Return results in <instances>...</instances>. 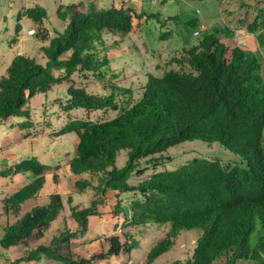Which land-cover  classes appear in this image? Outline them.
<instances>
[{
	"label": "trees",
	"instance_id": "trees-1",
	"mask_svg": "<svg viewBox=\"0 0 264 264\" xmlns=\"http://www.w3.org/2000/svg\"><path fill=\"white\" fill-rule=\"evenodd\" d=\"M77 6L57 7L55 14L65 27L40 47V60L19 54L12 57L0 76V123L18 118L23 119L19 128H32L27 100L63 82L68 83L66 97L51 102L66 115L78 110L86 114L115 112V116L103 120L69 117L51 133L54 137L76 134L69 171L96 176L95 185L87 179L74 184L77 192L92 190L94 198L89 207L81 209L67 196L69 216L78 229H64L48 244L27 250L10 264L40 258L60 264H91L137 249L138 241L126 233L105 237L107 250L89 258L72 250L71 240L84 235L88 217L98 214L96 207L107 191L130 194V220L126 226L170 224L147 252L145 264L168 252L181 231L192 229H200L201 233L191 258L169 264H213L218 258H224L223 264H236L240 259L264 264V76L257 54L235 47L227 58V49L220 42L222 28L213 27L195 45L182 49L165 63L175 69L159 76L148 74L138 98L130 88L113 84L107 94H93L72 84L71 78L75 74L82 79L91 75L97 81L107 78L101 70L105 63L97 56V46L104 33L129 34L131 15L114 7H90L79 12ZM45 16L44 8L32 6L21 8L16 20L26 17L41 26ZM256 18L247 26L251 33L264 25L263 11ZM39 30L40 39L47 40L46 30ZM19 31L17 24L15 33ZM169 36L164 32L160 38ZM46 125L49 127L50 122ZM194 140L218 143L236 159L223 164L220 159L192 157L172 169L160 167L168 148ZM121 150H126V160L117 168L116 157ZM141 160H145L144 166ZM57 168L58 165H44L29 158L0 172L3 176L33 175L2 202L3 213L15 220L4 226L1 248L42 238L61 215L64 201L60 194H51L47 204L35 205L20 215L21 205L42 188L44 174ZM52 178L57 181L56 175ZM117 211L118 208L113 212ZM257 224L260 232L250 245L249 236Z\"/></svg>",
	"mask_w": 264,
	"mask_h": 264
},
{
	"label": "rangeland",
	"instance_id": "rangeland-1",
	"mask_svg": "<svg viewBox=\"0 0 264 264\" xmlns=\"http://www.w3.org/2000/svg\"><path fill=\"white\" fill-rule=\"evenodd\" d=\"M57 1L67 2L68 0H13L14 5L12 7L9 0H0V76L4 74L5 69L9 64L12 56L20 52L23 45L30 46L31 44H33V42H35L36 45H40L42 43L41 39L39 38L41 35V31L39 30L40 26L36 25L31 20H27L29 22V26H26V29L29 27L34 28V30L36 31V34L34 36L23 37L26 35L25 31H21L18 34L15 33V26L18 24L23 29L26 19H20L19 21L16 20V14L19 10L17 8H21L22 6H39L44 8L46 16L42 20V25L48 30H51V26H56L57 24H54L52 20L59 22L55 14L58 6H56V8L54 7ZM178 1L179 0H157L156 6L149 7V12L152 15L148 16V20L145 23L139 24L134 33H132L129 37L128 34L125 35L117 33L122 38L126 37V43L129 44L135 55L131 59H124L125 63L120 65L119 63L113 64V62L103 64L101 70H104L107 74V78H105L106 80L104 79V81H97L91 75H89L87 79H82L79 77V75L75 74L71 78V83L77 86L79 85L81 87H84L87 92L98 95L107 94L110 88L109 85L117 84L121 87L130 88L133 92V96L135 98H138L142 93L141 87L145 84L147 74L152 73L161 75L164 72L163 67L165 63L163 60L159 59V53L163 52L164 50V48L162 47V42L166 40L167 44L181 46L180 40L182 39H180L179 36L175 35V25L172 23L173 19H171L170 24H168L169 22H167L165 27L160 26L162 18L164 19L175 14H171V12H173V10L175 9L174 4ZM242 1L245 4L251 3V5L256 8H258V6L261 4L258 2V0ZM95 2L99 3L101 5L100 7L103 8L111 7V5L113 4V0H95ZM192 2L199 4L198 6L194 7V13H196V15H199L200 13L201 15L203 14L201 5L207 4L209 7V9L205 13V19L211 21H206V24H211V28L208 29L206 33L210 32L213 27L221 29L224 28L227 24H232L234 22L236 14H238L240 10H242L240 9L241 6L239 5L238 0H229L230 3H225L223 0H192ZM121 4V2H117L114 7L120 8ZM122 7L125 8L123 4ZM53 8L55 12L52 11ZM230 13L231 15L229 17ZM259 18H261V16H259ZM198 19L199 18L197 17V20ZM187 29L193 30V27L187 26ZM164 32H168L170 34V36L166 37V39L160 38L161 34ZM105 35L106 34H103L102 37H105ZM141 41H143L144 44ZM195 41L196 40H194V42ZM259 42L261 46L256 45L255 52L262 65V74L264 76V41L260 40ZM133 46H137L138 48H140L142 55L146 54L147 59H145L144 57L140 58L136 53L137 49H134ZM39 52L31 55L40 60L41 56H39ZM111 75H115V77H109ZM67 86L68 83L65 82L61 84H55L49 92L45 94H36L35 96L27 100L26 107H29L31 111L30 120H32L35 127L33 131L29 132L28 135H31V137H37L34 141L27 140L22 145L18 144L7 146V144L11 143L12 135L13 137L16 136L20 131L19 129H21L19 128V126H17V122H21L23 119L10 118L0 125V146H2V148L0 149V162L9 164L7 166H3L2 171L12 167L14 163L19 162L20 160L29 158H35L41 164L55 166L57 162L60 161V158L63 160L66 156V158L70 159L75 154L77 142V136L75 133H69L60 137H54L53 135H50L51 138H48V136H45L44 138L40 137L41 135L39 134L41 132V129L45 124H47L48 121L50 122L51 129H53L52 131H57V129L61 127L60 125L66 122L67 118L69 117H87L91 120H103L115 116V112H93L86 114L82 110L73 111L66 115L60 110L57 105H49V99H53L54 101V99L56 98L66 97ZM37 127H40V129L37 130ZM51 129H45V131H50L51 133ZM18 135L20 136V134ZM15 139H20V137H15ZM14 153L16 154L15 156H17L16 160L9 163L6 157L8 155L13 156ZM51 153L55 155V158H51ZM126 153V150H121L117 154L115 162L117 168H120L125 164ZM163 157L165 158L163 159V162H161L160 167L166 169L175 168L186 160L191 159L192 157L220 159L223 164L228 162L232 163L236 159V156L234 154H232L229 150L225 149L220 144H209L200 140L187 141L177 146L170 147L163 154ZM144 161L145 160H141L140 162L142 166H144ZM23 174H29L33 178V175L31 173H22L20 175ZM67 175L70 176L68 174V171L62 169L60 177L70 182L71 179L68 178ZM83 177H87V179H89L93 185H95L97 182L96 176L91 177L89 174H86ZM5 178L8 177L0 174V191L5 188V185L7 183L10 184L8 179ZM32 178L26 180L25 182H29ZM16 180L17 179H15V181ZM18 181L20 182L21 179L18 178ZM130 182L134 183L136 181L135 179H130ZM92 192L93 191L90 189H86V191L84 190L80 193L77 192L74 195L73 200L74 202H76V204H80L81 209L87 208L90 206V202L94 197ZM129 198L130 194H122L121 202H119V205L121 208L120 210L123 213H126L128 210ZM33 201L34 200H29L21 207V214H24L31 210L34 204ZM64 205L65 211H67L68 213L69 207L66 203ZM62 212L64 213V209ZM60 227L61 220L59 219L52 224L49 230H47L43 237L42 243L48 244L51 240V237L57 233L56 228ZM169 227L170 224L168 223L160 225L152 223L148 226L140 227L139 230H136L134 238L138 241L139 247L129 253V264H145V257L147 252L159 239H161L165 235V233L169 230ZM62 228H64L65 230H69L67 228H70V224L65 222ZM260 228V225L257 224L254 231L251 232L249 236L250 245L255 242V238L259 234ZM200 233V229L181 231L175 239L174 246L168 252L156 258L151 264H169L176 260L185 262L186 260L190 259L192 256L193 247L195 246L196 240ZM123 235L124 234L122 233L119 236ZM223 262L224 258H218L214 261L213 264H223ZM236 264L253 263L249 260L240 259L236 262Z\"/></svg>",
	"mask_w": 264,
	"mask_h": 264
},
{
	"label": "crops",
	"instance_id": "crops-1",
	"mask_svg": "<svg viewBox=\"0 0 264 264\" xmlns=\"http://www.w3.org/2000/svg\"><path fill=\"white\" fill-rule=\"evenodd\" d=\"M223 1L225 3H230L229 0H223ZM9 2H10V5L12 7L14 5L13 0H9ZM107 2H109V1H107ZM117 2H121L125 8L122 7V4H121L120 8L129 11V14L131 15V21H132L133 27H132L131 32L128 34V37L132 33H134V31L136 30V28L138 27L139 24L145 23L148 20L147 19L148 16L152 15L149 12V7L157 5V0H121V1L120 0H113V4L111 5V7H114V5ZM238 2H239V5L241 6L240 9H242L243 12H242V10H240V12L238 14H236V17L234 18V22L232 24H227L224 28H222V35L220 36V42L223 43L225 45V47H227L228 49H233L235 47H238L239 49H241L245 52H253L254 53L255 49H256V45L258 46V41L261 39H264V25H259V28L263 29V30H259V31L252 32V33L247 30V26L256 18L257 14L260 10H262L263 14H264V0H260V1L258 0V2L261 3L258 6V8L253 7L251 5V3L245 4L242 0H238ZM72 4L78 5L77 11H79V12H85L90 7H94L95 9L111 8V7H107V8L100 7L101 5L99 3H96L95 0H68L67 2L57 1L55 3L54 7L56 8V6H59V5H65L66 6V5H72ZM174 5H175V9L173 10V12H171V14L172 13H175V14H173V16L172 15L168 16L164 19L162 18V23H160V26L165 27L166 23L169 22L168 24H170L171 19H173L172 23L175 25V27L174 26L173 27L176 29V30L174 29L175 35L179 36V38L182 39V40H180L181 46H176L174 44H167V41L163 40L164 42H162V47L164 48V50H163V52L159 53V59L163 60L164 63H166L174 55H177L182 49L189 48L190 46L195 45L197 43L198 39L202 37V34L203 33L207 34L206 31L211 28V24H206V21L207 22H211V21L205 19V13L209 9L207 4L201 5L202 12H203L202 15H201V13L199 15H196V13H194V7L198 6L199 4L192 2V0H179ZM21 8H26V7L22 6ZM21 8H17V9L20 10ZM52 11H54V8ZM226 11H227V8H226ZM231 13L229 14V17L231 15ZM197 17L199 18L198 20H197ZM24 18H26V17H22L21 20ZM27 20H30V19H28V18L25 19V23H24L25 26L23 29L20 26L19 32L25 31V33H26L27 31H29L31 29L34 30V28H31V27L26 29V26H29L28 25L29 22ZM189 20H193V21H191L189 24H187L186 22ZM256 21H258V20H256ZM52 22L54 24L55 23H57V24H56V26H53L51 24L52 25L51 30H48L43 25L40 26V28H43L46 30L47 40H41L42 43L40 45H36L35 42H33V44H31L30 46L23 45V47L21 48V51L18 52L17 54L34 57L31 54L38 53L41 46L47 45L48 40L50 38H52L56 33L61 32L65 27V22H63V21L59 20V22H57V21L52 20ZM187 26L193 27V30H188ZM196 32H198L197 36L194 35ZM104 34H106L105 37H102V42L99 43L97 46L98 47L97 56L104 63L113 62V64L119 63V65H120V64L125 63L124 59H131L135 55V53H133L129 44L126 43V37L122 38L120 35L112 34V33H104ZM27 36L32 37L34 35H27L26 34L23 37H27ZM164 39H166V38H164ZM194 40H196V41L194 42ZM141 42L143 43V41H141ZM38 47H39V49H38ZM133 48L137 49L136 53L139 55L140 58L144 57L145 59H147L146 54L142 55L140 48H138L137 46H133ZM17 54H15V55H17ZM39 54H40V52H39ZM39 56H41V54ZM11 59H10V61H11ZM169 69H175V66L174 65H171V66H165L164 65L163 71H167ZM148 74H152V73H148ZM152 75L159 76V74H152ZM117 86H119V85H117ZM62 99H64V98H62ZM49 101H50L49 105H51L52 104L51 101H53V99H49ZM30 113H31V111H30ZM16 119H18V118H16ZM6 121H4V122H6ZM4 122L0 123V125L3 124ZM18 122L20 123V121H18ZM18 122H17V126H18ZM64 123H62L60 126L64 125ZM34 128L35 127H34V123H33V127L30 129H19L20 131L18 132V134H20V136L17 134L16 136L13 137V135H12L11 143L7 144V146L8 145H18V144L22 145L27 140L34 141L37 137H31V135L26 136L27 134H29V132L33 131ZM36 129L38 130V129H40V127H37ZM45 129L48 130V129H51V127L50 126L48 127L45 124L42 127L41 132L39 134V135H41L40 137L44 138L45 136H48V138H51L50 135L53 132L52 131L53 129H51V131H52L51 133H50V131L49 132L45 131ZM15 137H20V139L16 140ZM1 148H2V146H0V149ZM15 155L16 154L14 153L13 156L8 155L6 157V159L8 160L9 163L14 162L16 160L17 156H15ZM50 156H51V158H55V155L53 153H51ZM68 161H69V159L66 158V156L63 160L60 158V161L57 162V164H56V165H58V168L53 170V171H48L44 174V184H43L42 188L40 189L39 193L34 198L29 199V200H34L33 201L34 204H33L32 208L35 205L47 204L48 197L51 194H60L63 198L64 204L66 203V201H65L66 197L70 195L72 197V204L76 205L80 208V204H76V202H74V200H73L74 195L77 193V191L75 190L74 184L77 180H80V179L85 180V179H87V177H83L86 174H83V175L72 174L69 171ZM16 163H14V164H16ZM7 165H9V164L0 162V172L3 169L2 167L7 166ZM62 169H65L68 171V174L71 176L70 177L67 175V177L71 179L70 182H68V180H64L63 178L60 177ZM20 174L21 173L11 175V176H7L8 178H5V179H8L10 184L7 183L5 185V188L0 191V214H1V216H0V238L3 236L4 226L6 224H10V223L14 222V220H15L14 216L5 215L3 213V209H2L3 200L7 196L11 195L16 190H18L20 187L27 184L28 181L25 182L26 180H29L30 178H32V176L29 174H23V175H20ZM53 175L57 176L56 182L53 181V178H52ZM18 178L21 179L20 182L18 181ZM15 179H17V180L15 181ZM87 180H89V179H87ZM93 196H94V193H93ZM121 197H122V194H120L116 191H107L103 196H101L102 203L96 207V211L98 212V214L88 217L87 230L84 233V235L71 240V247H72V250L74 252L82 255L85 258H89L93 254L107 250L108 244L104 240L105 237L112 236V235H118V234L120 235L122 233L123 234H126V233L129 234L130 233V235H132L134 237L136 230H139L140 227L126 226V223L130 220L129 216H128L129 205H128L127 212L123 213L120 210L121 208L119 205V202H121ZM29 200H27L26 202H28ZM26 202H24L21 205V207ZM117 208H118V211L113 212ZM20 215H23V214H21V210H20ZM59 219L61 220V227L56 228V232H57L56 234L63 231L64 228H62V227L65 224V222L70 224V228H67V229H69L70 232H75L78 229L75 221L72 218H70L69 211H68V213H67V211H65V205H64V213L62 212L61 215H59V217L56 220L58 221ZM55 221H53L51 223L48 230L51 228L52 224ZM56 234H54V235H56ZM43 237L38 238V239L32 238V239L28 240L23 245L9 247L8 249H3L0 247V262L2 261L0 264H10L15 259L25 255L27 250L33 249L38 245H46V244L42 243ZM129 255L130 254H127V255L119 254L117 256L113 255V256H110L104 260L93 261L91 264H129L130 263L129 262L130 261ZM20 264H60V263H57V262H54V261H51V260H48L45 258H40L38 261L21 262Z\"/></svg>",
	"mask_w": 264,
	"mask_h": 264
},
{
	"label": "clouds",
	"instance_id": "clouds-1",
	"mask_svg": "<svg viewBox=\"0 0 264 264\" xmlns=\"http://www.w3.org/2000/svg\"><path fill=\"white\" fill-rule=\"evenodd\" d=\"M193 1H194V0H193ZM260 11H262V10H260ZM260 11L258 12L257 16L259 15ZM263 15H264V14H263ZM257 16H256V17H257ZM255 19H257V18H255ZM255 19H254V20H255ZM260 19H261V18L258 19V22L260 21ZM254 20H253V21H254ZM260 25H262V24H260ZM132 27H133V26H132ZM258 28H259V26H258ZM32 30H33V29H32ZM259 30H263V29H260V28H259L257 31H259ZM34 31H35V30H34ZM35 34H36V31H35ZM35 34H33V35H35ZM194 35L197 36V35H198V32H196ZM259 41H260V40H259ZM259 41H258V42H259ZM259 43H260V42H259ZM258 46H259V44H258ZM226 49H227L226 57L228 58L229 55H230V51H231L232 49H228L227 47H226ZM244 52H245V51H244ZM254 53H255V52H254ZM255 54H256V53H255ZM128 213H129V212H128ZM129 217H130V216H129Z\"/></svg>",
	"mask_w": 264,
	"mask_h": 264
},
{
	"label": "built area",
	"instance_id": "built-area-1",
	"mask_svg": "<svg viewBox=\"0 0 264 264\" xmlns=\"http://www.w3.org/2000/svg\"><path fill=\"white\" fill-rule=\"evenodd\" d=\"M26 34L27 35H33V34H35V31L31 29V30L27 31ZM128 216H130V213H128Z\"/></svg>",
	"mask_w": 264,
	"mask_h": 264
}]
</instances>
